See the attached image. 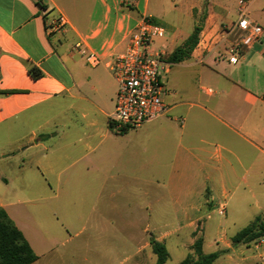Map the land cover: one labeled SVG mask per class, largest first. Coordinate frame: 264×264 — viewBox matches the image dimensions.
Wrapping results in <instances>:
<instances>
[{
  "label": "crops",
  "instance_id": "crops-1",
  "mask_svg": "<svg viewBox=\"0 0 264 264\" xmlns=\"http://www.w3.org/2000/svg\"><path fill=\"white\" fill-rule=\"evenodd\" d=\"M245 1L248 17L264 25V0ZM155 2L156 13L150 0H0V92L10 91L0 93V207L36 254L31 264H52L48 254L58 252L44 234L56 213L45 202L53 198L97 201L107 195V207L67 215L81 221L78 233L88 234L82 248H127L124 259L154 264L148 261L150 238L165 245L186 231L191 248L204 203L210 211L225 208L222 161L264 167V33L230 62L229 49L244 34L234 26L238 0ZM177 8L184 10V24L200 30L189 57L164 73L166 110L118 132L109 117L116 82L104 61L125 48L144 16L167 24L160 44H172L170 53L192 31H179L178 15L177 21L165 19L166 9ZM58 14L67 25L47 31ZM75 43L102 62L89 64ZM29 65L41 76L33 79ZM162 200L170 222L156 205ZM256 217L244 215L247 225ZM207 245L224 253L221 264H255L252 250L224 237ZM232 250L239 256L233 259Z\"/></svg>",
  "mask_w": 264,
  "mask_h": 264
},
{
  "label": "rangeland",
  "instance_id": "rangeland-1",
  "mask_svg": "<svg viewBox=\"0 0 264 264\" xmlns=\"http://www.w3.org/2000/svg\"><path fill=\"white\" fill-rule=\"evenodd\" d=\"M155 0H150V9L156 13ZM184 10L175 9L174 11L165 10V19L171 21H177V15L183 24L178 25L179 31L182 34H187L193 28L190 24H184L186 19L183 16ZM181 15V16H180ZM150 18V17H149ZM150 21L163 27L167 24L160 19ZM163 37L154 38L151 46L154 49H162L167 51L171 50L172 44H160ZM177 41V40H176ZM178 43V42H177ZM162 81L165 82V76L162 74ZM220 173L223 175L226 188L228 189L229 198L227 203L221 204L215 211L203 210L201 212V219L197 221L195 226V234L201 235L206 241L204 251L210 252L213 248L209 247L207 243L212 239L224 237L231 243L232 235L247 225V220L244 215L251 214L252 212L258 213L259 217H264V167L261 169L249 168L244 162L243 164L238 163L233 159L222 161L220 165ZM246 178L248 183L246 184L243 180ZM257 179L256 182L252 183V179ZM102 200L94 201L92 197H87L85 200H73L63 202L53 198L45 203L52 205L55 210V216L51 217V222L46 224L44 227V234L46 237H51L53 243L57 246V250L50 252L48 257L54 259L52 264H134V259H124L128 255L129 249H112L109 246H100L98 249L82 248V238L87 234L78 233L79 225L81 224L78 218L69 215L70 212H85L91 208H102L103 204L107 207L109 199L107 195L102 196ZM40 203V202H39ZM38 204V202L36 203ZM153 204L149 198V205ZM156 205L162 207L164 216L163 220L170 222L171 219L167 214L168 202L160 201ZM165 205V207H163ZM27 208H30L28 203L22 204ZM167 207V208H166ZM223 210V213L218 212L219 209ZM169 209V208H168ZM152 214V213H151ZM209 217L206 218V215ZM264 220V218H262ZM154 222L155 218L152 214L151 219ZM160 221V220H159ZM203 222V229H202ZM225 232H221V231ZM153 234L155 232L152 231ZM88 235V234H87ZM189 235L186 231H180L178 234H174L165 240V247L168 252V258L163 264H179L189 253L191 248L189 247ZM214 241V240H213ZM104 241L101 240V244ZM232 244V243H231ZM238 247L246 252L252 250L251 255H254L255 264H264V237L257 238L246 244H239ZM133 250H131L132 252ZM150 252V251H149ZM231 257L234 259L239 256L236 250H232ZM152 260L148 259L149 262L155 261V255L150 252ZM224 253L219 255L211 264H221L224 259Z\"/></svg>",
  "mask_w": 264,
  "mask_h": 264
},
{
  "label": "built area",
  "instance_id": "built-area-1",
  "mask_svg": "<svg viewBox=\"0 0 264 264\" xmlns=\"http://www.w3.org/2000/svg\"><path fill=\"white\" fill-rule=\"evenodd\" d=\"M246 5L245 0H238L234 26L244 34L230 47V62L237 60L236 51L241 46L252 45L264 33V25L248 17ZM66 25L65 16L58 14L47 22L46 29L55 32ZM164 34L163 27L151 22L148 16L141 17L133 32L128 35L125 48L104 61L116 82L114 109L109 117L118 132L127 128H138L166 110L163 102L166 86L161 76L171 63L166 59L165 50L151 46L154 38L163 37ZM74 48L85 55L89 64L102 62L96 53L84 51L81 43H75ZM218 212L222 214V208Z\"/></svg>",
  "mask_w": 264,
  "mask_h": 264
},
{
  "label": "trees",
  "instance_id": "trees-1",
  "mask_svg": "<svg viewBox=\"0 0 264 264\" xmlns=\"http://www.w3.org/2000/svg\"><path fill=\"white\" fill-rule=\"evenodd\" d=\"M199 27L194 26L182 43L166 55L170 63L180 62L189 57L193 47L198 41ZM27 72L35 79L41 76V71L32 65L27 66ZM10 91H1L6 93ZM264 99V94L262 95ZM209 203H204V210H209ZM264 237V220L256 217L250 224L234 233L231 237L232 245L246 244L257 238ZM203 237L197 236L191 245L189 253L179 264H211L219 255L215 250L204 253L202 250ZM151 251L155 254L154 264H163L168 258V252L163 242L154 238L149 239ZM22 232L16 227L6 211L0 207V264H31L36 259Z\"/></svg>",
  "mask_w": 264,
  "mask_h": 264
}]
</instances>
